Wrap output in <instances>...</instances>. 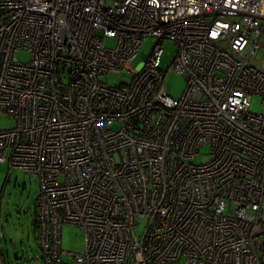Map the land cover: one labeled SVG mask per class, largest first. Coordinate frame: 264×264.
Returning <instances> with one entry per match:
<instances>
[{"label":"built area","instance_id":"1","mask_svg":"<svg viewBox=\"0 0 264 264\" xmlns=\"http://www.w3.org/2000/svg\"><path fill=\"white\" fill-rule=\"evenodd\" d=\"M262 23L264 0H0V162L38 182L41 264H264Z\"/></svg>","mask_w":264,"mask_h":264},{"label":"rangeland","instance_id":"2","mask_svg":"<svg viewBox=\"0 0 264 264\" xmlns=\"http://www.w3.org/2000/svg\"><path fill=\"white\" fill-rule=\"evenodd\" d=\"M114 41L106 40V46L112 47ZM152 41L146 40L132 61L133 67H138L141 60L146 59ZM163 55L159 59V66L165 69L172 62L176 45L169 41L164 43ZM20 61L26 62L29 54L20 50L17 52ZM258 58L264 57V51L258 52ZM255 61V59H253ZM131 74L127 71L117 73L110 72L103 80L111 86L128 83ZM185 80L182 76L169 73L165 77L166 91L173 97H179L185 88ZM250 109L254 112L264 113V105L260 98L254 96L250 103ZM14 119L6 114H0V130L13 127ZM208 147L200 149L199 157L195 162L206 161ZM39 192L37 180L23 172L20 168H8V163L0 162V252L5 264H41L40 251L36 241L35 212L36 200ZM137 233L142 231V224L137 228ZM84 245L82 231L70 224H64L61 228V248L72 252H81ZM18 253L17 259L13 258V252ZM65 259V258H64Z\"/></svg>","mask_w":264,"mask_h":264},{"label":"crops","instance_id":"3","mask_svg":"<svg viewBox=\"0 0 264 264\" xmlns=\"http://www.w3.org/2000/svg\"><path fill=\"white\" fill-rule=\"evenodd\" d=\"M259 42L261 45L259 52L264 51V23H262V29H261V33L259 36ZM261 218H262V221H264V204H262Z\"/></svg>","mask_w":264,"mask_h":264},{"label":"water","instance_id":"4","mask_svg":"<svg viewBox=\"0 0 264 264\" xmlns=\"http://www.w3.org/2000/svg\"><path fill=\"white\" fill-rule=\"evenodd\" d=\"M13 258L17 259L18 258V253L16 251L13 252Z\"/></svg>","mask_w":264,"mask_h":264},{"label":"trees","instance_id":"5","mask_svg":"<svg viewBox=\"0 0 264 264\" xmlns=\"http://www.w3.org/2000/svg\"><path fill=\"white\" fill-rule=\"evenodd\" d=\"M35 227H36V212H35ZM19 258V257H18Z\"/></svg>","mask_w":264,"mask_h":264}]
</instances>
